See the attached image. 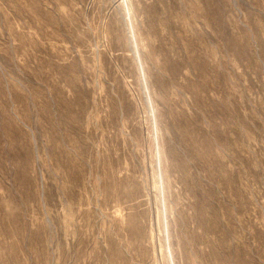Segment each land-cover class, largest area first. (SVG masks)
Instances as JSON below:
<instances>
[{
  "label": "rangeland",
  "instance_id": "obj_1",
  "mask_svg": "<svg viewBox=\"0 0 264 264\" xmlns=\"http://www.w3.org/2000/svg\"><path fill=\"white\" fill-rule=\"evenodd\" d=\"M0 264H264V0H0Z\"/></svg>",
  "mask_w": 264,
  "mask_h": 264
}]
</instances>
